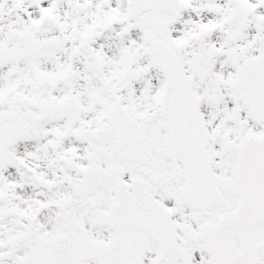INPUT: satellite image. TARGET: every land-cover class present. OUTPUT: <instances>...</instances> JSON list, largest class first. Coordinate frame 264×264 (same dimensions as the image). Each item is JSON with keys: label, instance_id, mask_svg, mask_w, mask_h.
<instances>
[{"label": "snow or ice", "instance_id": "snow-or-ice-1", "mask_svg": "<svg viewBox=\"0 0 264 264\" xmlns=\"http://www.w3.org/2000/svg\"><path fill=\"white\" fill-rule=\"evenodd\" d=\"M0 264H264V0H0Z\"/></svg>", "mask_w": 264, "mask_h": 264}]
</instances>
